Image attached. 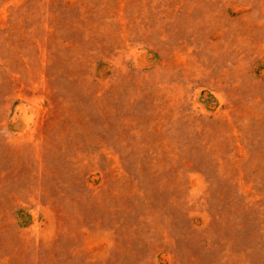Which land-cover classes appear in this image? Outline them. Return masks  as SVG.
<instances>
[{"label":"rangeland","instance_id":"obj_1","mask_svg":"<svg viewBox=\"0 0 264 264\" xmlns=\"http://www.w3.org/2000/svg\"><path fill=\"white\" fill-rule=\"evenodd\" d=\"M0 264H264V0H0Z\"/></svg>","mask_w":264,"mask_h":264}]
</instances>
